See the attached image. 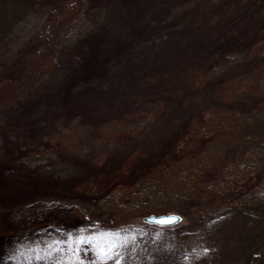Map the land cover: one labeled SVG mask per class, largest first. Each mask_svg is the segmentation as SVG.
I'll list each match as a JSON object with an SVG mask.
<instances>
[{"label":"rangeland","instance_id":"1","mask_svg":"<svg viewBox=\"0 0 264 264\" xmlns=\"http://www.w3.org/2000/svg\"><path fill=\"white\" fill-rule=\"evenodd\" d=\"M188 1L127 0L139 11L132 21L110 10H118L125 0H43L27 22L22 20L23 3L14 12L7 10L0 41L8 37L4 30L2 39V28L20 18L22 25H16L19 33L3 50L15 54L18 62L13 77L0 84V110L8 106L13 118L24 119L46 98L45 87L50 85L69 117L57 137L59 155L52 154V165H46L52 159L45 154L30 157V163L44 165L32 170L33 179L42 176V169L63 174L64 166H75L97 171L103 187L116 184L107 192L101 189L103 197L93 204L20 199L0 151V264H116L113 251L85 241L82 259L76 262L75 246L60 238L74 236L81 217L96 221L87 210L111 225L141 224L143 215L176 212L182 220L173 225L184 227L198 223L195 207L212 211L230 202L264 203V65L257 64L263 61L264 29L251 48L233 53L230 63L220 57L213 65L226 39L217 33L222 24L217 13L227 12L223 21L231 20L236 34L247 29L250 37L264 25V0H202L196 13L191 9L200 0H193V7ZM179 5L185 6L176 12ZM168 7L173 16L160 26L143 25ZM90 9L96 15L94 26L66 44L59 41L64 35L60 29L72 20L81 16L78 24L91 19ZM79 10L84 11L78 15ZM161 30L163 37L139 48L145 37ZM103 102L111 105L105 127L102 116L94 114ZM248 102H253L252 110L243 107ZM236 106H242L243 113ZM180 123L187 124L186 141L157 157L159 149L169 148L165 139ZM212 132L216 135L205 139ZM12 145L10 141L8 147ZM111 178L115 181L107 183ZM198 185L203 187L202 199L209 202L194 207L189 191ZM238 214L244 216L240 210ZM248 223L236 228L242 233L230 257L235 261L241 253L248 262L239 264H264V220L257 230Z\"/></svg>","mask_w":264,"mask_h":264},{"label":"trees","instance_id":"2","mask_svg":"<svg viewBox=\"0 0 264 264\" xmlns=\"http://www.w3.org/2000/svg\"><path fill=\"white\" fill-rule=\"evenodd\" d=\"M126 1L127 0L121 4L118 10L114 11V7H111L110 10H112L114 14L123 15L128 21H132V19L138 15L139 11L135 13V2L127 3ZM192 1L193 0H189L188 3H185L193 7L195 1H193V3ZM201 1L202 0L198 1V6L191 10L195 13L198 12L202 3ZM22 3L24 5L22 20L27 22L32 14H35L36 11L39 10V6L43 4V0H0V24L3 25L4 20L7 19V10H12L14 12V10L19 9L18 7ZM183 6L179 5L175 11L183 10ZM83 11L84 10H79L78 15ZM90 11L92 13L91 19L82 20L77 24L76 21L81 17L79 16L76 21L72 20L68 25H64L65 27L60 29L64 32V35L60 37L59 41L66 44L73 36H79V34H83V32L92 28L94 26L92 17L95 14H93L92 9H90ZM226 13H217V16L219 15V17L222 18V24L221 27H218L217 33L226 39L223 42L225 47L222 51L220 52L218 50L215 52L214 59L216 60L213 62V65L219 62L220 57H222L226 63H230L233 58V53H237L245 47L251 48L255 41H257V38L263 33L264 25L251 31L252 34L250 37L245 34L247 29L242 30L244 33L238 32V34H236V25H233L232 22H230L231 20L223 21L228 15ZM169 14L172 15L170 7L164 10V13L156 15L158 16L156 19L155 16L146 21H144V19L143 25L151 26V24L156 25L159 23L158 25L160 26L162 20L169 16ZM213 15H216V13H213ZM20 19L14 20L13 24L2 28V39L5 33L8 37L0 41V72L4 71L8 75H0V84L3 83L4 80L13 77V67L16 62H18V57L15 54L3 50L10 45L11 40L19 33L17 32L18 29L16 25H22ZM237 22L240 25V19L237 20ZM10 28L12 29L10 30ZM162 34L163 31L161 30V33L155 32L152 36L145 37L143 42L138 44L139 48L142 49L150 42L154 43L155 39L160 35L162 36ZM234 38L235 40H233ZM260 57H263V61L258 60L259 62L257 64L263 66L264 51H262ZM209 58L210 57H208V59ZM221 81L218 80L214 85H219ZM49 84L51 83L49 82L48 85ZM49 89L50 91L48 92ZM44 95H46V98L35 106L29 114L25 115L24 119L13 118L10 114L12 108L8 106L0 110V151L5 155L3 161L4 166L9 170L10 168L12 169V183H14L13 186L17 190L14 189L18 193L20 199L24 197L29 201L38 197H44L59 199L63 202L80 201L83 204L86 202L92 204L97 203L98 197H103L102 190H106L107 192V188L113 189L116 184L110 183L107 188L103 187L102 184L104 179L97 171H85L84 167L77 168L72 166L73 169L64 166L63 168L66 171L63 174L57 170H49L48 168L47 170H41L42 176L38 174L37 178L33 179L36 174L34 173L33 176L32 170L37 172L44 165L35 164L36 162L30 163V157L37 154H45L49 160L52 159L49 163H46V165H52L54 162L52 154L57 153V155H59V152H57V137L63 132L62 127H66L69 122V117L66 115V107L53 86L49 85L45 87ZM42 102L44 103L42 104ZM215 102L216 101H213V103ZM255 102L258 101L254 100V103ZM252 104L248 102L243 107L247 110H252ZM110 107L111 105L109 102H103L97 110H94V114L102 116L101 120H103V122L101 123H103L102 125L104 127L107 124L106 118L104 117L106 116L105 112L109 110ZM243 107L241 106V108H239L236 106L234 109H238L240 111L239 113H243ZM206 109L208 110V108L204 110L206 111ZM205 111L199 112L200 119L204 116ZM215 135L216 133L212 132L208 134L205 139H211ZM188 136L187 124L180 123V125L171 132L169 136L170 139L169 137L165 139L169 148L159 149L156 153L157 157L160 155L165 157L167 153H170L171 146H175L176 149L177 146L186 141ZM10 141L13 142L11 148L8 147ZM58 157L59 159L63 158L60 156ZM73 159L74 162L77 160L75 157ZM150 159H152V156ZM104 161L105 159L102 160L101 163ZM75 164L78 165L80 163ZM158 166L160 167L163 165L159 163ZM75 169H77L76 172H74ZM43 176H46V178ZM216 177L217 176L214 175L212 180L209 181L210 188L214 186L213 184H215ZM64 178H69V180L63 181ZM111 180L115 181L111 178L107 179V183ZM202 193L203 187L201 185L189 191L191 204L194 207L209 202L208 200L205 202L202 199ZM86 196L89 197L86 198ZM203 207L204 205L195 207L199 208V215L196 217V222L198 223L193 224L191 222L184 225V227L173 225L163 228L144 222L141 224L130 223L111 225L105 223L104 220H97L100 214L97 215L87 210L86 212L88 215L95 218L96 221L89 222L81 217L77 223L79 228L73 233L75 235L71 236L69 233L61 234L60 238L75 246L73 252L76 262L82 259V242L85 241L89 242V244L96 245L98 249L113 251L117 258L116 264H229L230 260L232 264H239L238 261L247 263L248 258H245V254H243L245 256L243 257L240 253L238 259L235 261L230 257L231 254L232 256L234 255L236 240L241 237L242 233L235 230L238 227H242V223L244 222H249L248 224L252 226L251 228H253V230H257L259 226L262 227V222L264 220V203H262V201L250 202L248 204L242 202L234 204L230 202L227 203L226 206L218 207L212 211H209L207 207L203 209ZM238 210L242 212L244 215L243 217L238 214ZM101 213L104 215L103 212ZM77 225H75V227H77ZM69 232L72 233L71 231ZM69 250H72V248L70 247ZM223 259H227V263H225Z\"/></svg>","mask_w":264,"mask_h":264},{"label":"water","instance_id":"3","mask_svg":"<svg viewBox=\"0 0 264 264\" xmlns=\"http://www.w3.org/2000/svg\"><path fill=\"white\" fill-rule=\"evenodd\" d=\"M166 217H176L178 219L174 223H171V224H161L157 222L160 218H166ZM141 220L149 224L153 223L159 226H163V225H173L175 223H178L182 220V218L176 212H169V213H162V214H156V213L146 214V215L141 216Z\"/></svg>","mask_w":264,"mask_h":264},{"label":"snow or ice","instance_id":"4","mask_svg":"<svg viewBox=\"0 0 264 264\" xmlns=\"http://www.w3.org/2000/svg\"><path fill=\"white\" fill-rule=\"evenodd\" d=\"M178 218L176 217H166V218H160L157 222L161 224H171L174 223Z\"/></svg>","mask_w":264,"mask_h":264}]
</instances>
